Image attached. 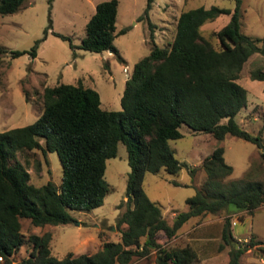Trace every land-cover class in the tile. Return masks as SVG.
Listing matches in <instances>:
<instances>
[{
    "label": "trees",
    "instance_id": "16d2710c",
    "mask_svg": "<svg viewBox=\"0 0 264 264\" xmlns=\"http://www.w3.org/2000/svg\"><path fill=\"white\" fill-rule=\"evenodd\" d=\"M25 0H0V14L15 12ZM50 1V0H48ZM153 0H146L143 15L148 28V53L136 61L124 81L119 110L102 109L96 90L76 84L57 83L42 87L41 110L26 125L0 131V264H129L132 259L153 251L154 264H193L197 253L190 245L168 246L182 224L192 217L224 213L217 252L226 248L227 264H248L241 255L254 243L237 240L231 231L228 205L249 214L264 204V170L252 164L237 179H228L232 168L223 159L221 142L225 135L252 143L264 161L261 130L251 134L241 128L235 115L246 105V89L237 79L243 63L253 53L264 56V34L250 37L240 31L241 0L228 8L210 5L181 10L169 43L158 46L153 40V23L147 12ZM117 0H103L94 5L84 24L79 44L54 32L77 47L100 53L110 50L124 62L112 44L115 32ZM228 21L215 32L218 47L200 33V27L219 15ZM49 26L43 30L47 33ZM53 32V31H52ZM29 50H7L10 58L28 54L33 58L39 42ZM107 67L108 62L103 64ZM248 77L262 81L264 70H249ZM25 101H29L22 87ZM184 125L196 133L210 134L216 145L196 166L205 177L199 188L184 200L186 209L168 223L161 210L142 189L145 172L160 169L177 174L183 166L174 157L168 140L182 136ZM261 129H264V121ZM123 144L129 170L126 174L125 207L116 218L117 241L105 240L91 254L67 252L57 258L50 252L48 231L24 236L20 219L33 226L65 224L69 210L89 211L102 204L107 192L103 178L105 160L115 155L117 143ZM55 152L61 167L58 186L51 181L35 186L16 157L18 150ZM195 167L189 168L194 173ZM123 225V226H122ZM27 254L14 262L13 255L24 242Z\"/></svg>",
    "mask_w": 264,
    "mask_h": 264
},
{
    "label": "rangeland",
    "instance_id": "374dc122",
    "mask_svg": "<svg viewBox=\"0 0 264 264\" xmlns=\"http://www.w3.org/2000/svg\"><path fill=\"white\" fill-rule=\"evenodd\" d=\"M100 1L103 0H25L15 12L0 14V46L7 50H29L35 40L44 36L43 30L49 26L33 58L28 54L15 58H10L8 53L0 54V131L29 124L37 118L41 110L43 85L76 84L79 81L81 85L97 91L102 109H120L119 99L124 81L132 65L149 51L147 23L145 19H139L146 0H117L114 31H125L115 35L112 44L124 62H119L108 51L94 53L77 47L70 48L66 40L54 34H63L73 45L79 44L84 34V24L93 13L94 5ZM210 5L231 10L234 0H153L147 15L155 26V44L163 46L171 41L175 19L181 10L197 6L207 8ZM228 17L227 14L219 15L200 27L201 35L215 47L218 45L214 34L228 21ZM239 20L243 34L262 36L264 0H241ZM105 61L108 62L107 67L103 65ZM254 68L264 70L263 55L253 53L243 63L236 81L246 89L247 101L235 119L241 128L251 134L261 130L264 140V129H261L264 121V85L262 81L248 77L249 70ZM22 87L26 88L29 101H25ZM179 131L182 134L180 138L167 142L174 157L183 164L179 172L174 175L160 169L157 173L145 172L142 179L145 195L159 207L168 223L176 213L186 209L184 200L203 182L205 175L196 166L216 145L210 134L193 132L184 125L179 127ZM221 145L224 149L223 159L232 168L228 179L239 178L252 164H261L264 170V161L260 160L259 151L252 143L225 135ZM15 154L27 169L30 183L40 186L51 181L58 186L61 167L55 152H46L43 156L33 149L18 150ZM191 167L196 168L192 175L188 171ZM128 170L125 148L118 142L115 155L105 160L103 178L107 183V192L100 206L89 211L68 209L71 220L65 224L33 226L28 219H20L21 233L27 236L48 231L50 252L57 258L67 252L73 255L91 254L100 248L103 241H117L119 233L115 222L125 207L121 200H125ZM226 210L239 209L228 205ZM241 211L229 215L230 222L234 221V224L244 216V220H239L235 226L231 224L232 233L245 242L250 238L258 242L247 248L240 259L248 264L255 261L264 264V204L250 214ZM223 217L224 213L192 217L182 224L174 237L161 241L168 246L190 245L200 257L216 253L220 262L221 257L227 256L226 248L219 252L220 256L217 253ZM198 224L201 225L199 228ZM185 229L188 231L184 233ZM197 235L201 238L198 241L195 240ZM29 248L30 244L25 241L13 255L14 262L24 257ZM153 256L150 252L145 257L132 259L129 264H152ZM211 262L217 264L214 260ZM196 263L197 260L193 264Z\"/></svg>",
    "mask_w": 264,
    "mask_h": 264
},
{
    "label": "crops",
    "instance_id": "0c3cea01",
    "mask_svg": "<svg viewBox=\"0 0 264 264\" xmlns=\"http://www.w3.org/2000/svg\"><path fill=\"white\" fill-rule=\"evenodd\" d=\"M227 209V208H226ZM227 211V215H231V214H235V213H242V211L240 210H238V211H235V210H232V211H228V210H226ZM244 216L242 215V217H240L239 218V220L240 221H243L244 219ZM234 219V218H233ZM239 220L238 221H236L235 222V224H234V221H233V223H232V221H231V224L232 225H236V223L237 222H239ZM249 222V224L251 223V221L249 220L248 221ZM201 225L200 224H198V228L200 227ZM232 227V226H231ZM249 228H250V226H249ZM179 229H181V227L179 228ZM188 231V229H185V230H183V232L185 233V232H187ZM231 231H232V229H231ZM183 232H181V233H183ZM232 235H233V237L235 238V239H238V240H240V238L239 237H237L236 235H234L233 233H232ZM248 235H250V234H248ZM244 238V237H243ZM243 238H241V239H243ZM199 239H201L198 235H197V237H195V240L196 241H198ZM202 239H208V238H202ZM193 248V247H192ZM195 249V248H194ZM152 253H153V251H151ZM91 253H93V252H91ZM217 253H219V252H217ZM87 254H90V253H87ZM221 254L219 253V256H220ZM197 263L196 264H212V263H214V262H211V260H214V261H216L217 262V264H227V256H224L223 258L221 257V261L219 262L217 259H219L218 258V254H216V253H209V254H206L205 255V257L203 256V257H200L198 254H197ZM219 262V263H218ZM152 264H154L153 262H152ZM249 264H259V263H257L256 261L255 262H253V263H249ZM261 264H263V263H261Z\"/></svg>",
    "mask_w": 264,
    "mask_h": 264
},
{
    "label": "water",
    "instance_id": "95a60500",
    "mask_svg": "<svg viewBox=\"0 0 264 264\" xmlns=\"http://www.w3.org/2000/svg\"><path fill=\"white\" fill-rule=\"evenodd\" d=\"M108 52H110V50H107Z\"/></svg>",
    "mask_w": 264,
    "mask_h": 264
}]
</instances>
